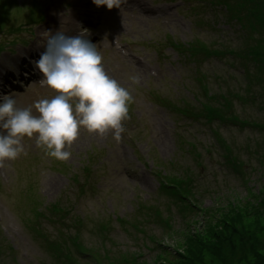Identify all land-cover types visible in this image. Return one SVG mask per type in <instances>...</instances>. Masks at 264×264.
I'll return each mask as SVG.
<instances>
[{
    "label": "rangeland",
    "instance_id": "rangeland-1",
    "mask_svg": "<svg viewBox=\"0 0 264 264\" xmlns=\"http://www.w3.org/2000/svg\"><path fill=\"white\" fill-rule=\"evenodd\" d=\"M214 1L227 7L226 1ZM129 2L159 11L162 24H141L117 11L120 21L109 15L94 37L82 33L84 21L74 14L75 3L71 0H0L1 74L7 67L17 71L15 55L43 46L50 33H81L98 39L94 44L103 58L105 71L131 96L128 117L122 121L125 131L119 141L114 139L112 130L98 135L81 128L78 138L67 149L71 157L61 161L47 155L35 136L25 137L21 141L24 152L0 166V264H56L57 257L51 256L45 238L35 234L33 227L42 223L44 232L55 237L59 227L46 218L54 214L55 219H64L63 211H69L72 202L76 206L72 214L88 219L80 230V248L85 257L76 258V264H256L258 258L264 257V159L260 163L256 153H251L255 150L251 129L208 124L207 119L178 118V112L168 110L151 96L156 93L182 105L180 98H191L185 86L198 88L194 64L165 43L169 37L173 39L171 44L200 39L215 45L224 35L222 29L230 33L233 30L223 20L212 28L200 23V18L210 19V12L189 2ZM85 9L82 6L81 13ZM170 10L177 19L172 24ZM5 11L9 16L1 15ZM39 17L42 20L32 21ZM22 24L26 26L18 32ZM252 24L249 17L247 25ZM111 37L124 43L130 55L122 56ZM247 37L246 47H250L249 32ZM231 63L203 61L200 71L211 81L215 80L214 75H221L224 92L232 91L240 82L244 84L245 78L237 75L242 71H236ZM233 74L239 82L229 80ZM17 88L12 83L7 87L0 84V94L5 90L14 94ZM18 95L17 107H33V114H37L35 102L51 99L56 93L49 87H28ZM243 95L250 96L248 89L243 90ZM235 107L243 118H259L250 104L237 102ZM208 108L210 104L204 102V109ZM212 127L223 136L222 143L228 142L234 148L233 154L249 165L243 176L232 168L229 154L223 153ZM191 143L196 144L195 152L190 150ZM87 166L94 170L96 187L83 192L73 177L82 178ZM162 177L174 183L185 197L184 214L176 207L171 212L160 204L168 199L159 192ZM194 177L197 188H184L186 180ZM143 205L158 208L160 219L163 215L168 217L165 226L153 218L152 210L148 215L152 218L143 221ZM40 212L43 214L39 215ZM118 216L137 228L113 218ZM101 223H108L109 230L94 231V226ZM189 248L195 251L194 256L190 257Z\"/></svg>",
    "mask_w": 264,
    "mask_h": 264
},
{
    "label": "clouds",
    "instance_id": "clouds-1",
    "mask_svg": "<svg viewBox=\"0 0 264 264\" xmlns=\"http://www.w3.org/2000/svg\"><path fill=\"white\" fill-rule=\"evenodd\" d=\"M124 2L92 0L96 7L108 10L120 9ZM102 60L97 46L84 35L50 33L34 69L42 75L39 82L56 95L35 102L37 114H33V107H17L10 94H0V166L24 152L25 137L35 136L47 155L61 161L71 157L67 149L81 128L98 135L112 130L114 139L120 140L131 96L107 74Z\"/></svg>",
    "mask_w": 264,
    "mask_h": 264
},
{
    "label": "trees",
    "instance_id": "trees-1",
    "mask_svg": "<svg viewBox=\"0 0 264 264\" xmlns=\"http://www.w3.org/2000/svg\"><path fill=\"white\" fill-rule=\"evenodd\" d=\"M253 52H256V55L261 56V64L258 65L257 67V73H258V79L261 78V76L264 74V41L257 43V45L254 47ZM262 106L264 108V100L262 101ZM260 127L264 128V124H258ZM264 140V138L261 140V142ZM261 142H258L257 145L260 147ZM258 152V150L256 151ZM175 187V189H174ZM182 187H183V183H182ZM163 188L164 189H169V192L171 193V195L175 198V200L183 202L185 200V197H183L181 195V192L178 190V188L176 187V185H174V183L170 182V181H166L163 184ZM186 189L190 188H194V184H193V178L186 180V186L184 187ZM202 243V241H200ZM193 244V243H192ZM191 248L188 249V253L191 256H194L195 251L191 252ZM136 262V261H135ZM135 262L133 264H135ZM256 264H264V257L262 258H258Z\"/></svg>",
    "mask_w": 264,
    "mask_h": 264
},
{
    "label": "bare ground",
    "instance_id": "bare-ground-1",
    "mask_svg": "<svg viewBox=\"0 0 264 264\" xmlns=\"http://www.w3.org/2000/svg\"><path fill=\"white\" fill-rule=\"evenodd\" d=\"M12 76H14V74L12 72H10L9 77H12ZM9 77L7 76V78H9Z\"/></svg>",
    "mask_w": 264,
    "mask_h": 264
}]
</instances>
